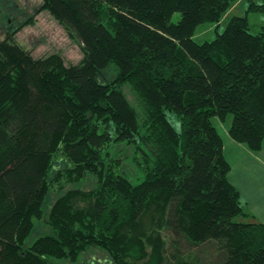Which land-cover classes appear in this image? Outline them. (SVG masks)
I'll return each instance as SVG.
<instances>
[{"label":"trees","instance_id":"16d2710c","mask_svg":"<svg viewBox=\"0 0 264 264\" xmlns=\"http://www.w3.org/2000/svg\"><path fill=\"white\" fill-rule=\"evenodd\" d=\"M234 1L42 0L80 44L76 61L35 56L14 40L20 27L0 37V264L76 263L90 247L111 264H264V222L230 180L213 122L232 114V138L262 147L264 24L253 33L234 15L219 31ZM204 23L217 32L200 42Z\"/></svg>","mask_w":264,"mask_h":264},{"label":"rangeland","instance_id":"374dc122","mask_svg":"<svg viewBox=\"0 0 264 264\" xmlns=\"http://www.w3.org/2000/svg\"><path fill=\"white\" fill-rule=\"evenodd\" d=\"M248 5V0H235L232 2L229 8L223 13L220 22L217 24L220 26L219 31L224 30L226 23L232 16L248 14L250 30L253 33L259 32L264 24V12H247ZM41 7L42 0H0V37H4L7 33L11 34L12 32H15L18 27H20L13 35L14 40L23 45L25 48L30 49L35 56L48 54L50 52H59L67 60H79L82 57V49L78 41L67 33V31L61 26V24H59V22L48 10ZM180 16V12H175L173 20H179ZM29 17L32 19L26 22ZM217 25L212 23L201 24L196 30L195 39L201 42L213 38L217 32L215 30V26ZM111 74V70L106 71V75L109 76ZM123 89L141 116L143 112V104L137 93L134 91L131 84H125ZM171 120L175 126L178 127V119L171 115ZM213 122L222 135L224 141V153L232 168H230L229 171V178L237 185L238 189L241 190L244 195L246 194V191L244 184L238 181L239 177L243 176L246 179V183L255 181L257 174L261 173L260 168H254L252 166L250 162L252 155L250 156V154L241 151V145H244L245 143L231 138L232 136L229 133V127L232 122V114H229L225 119L214 116ZM122 148L126 151L127 155L132 154L134 150L133 146L132 148L131 146ZM262 148H264V141L260 149ZM126 157L129 158V156ZM56 158V167L58 166L60 168L65 166L66 158L62 156L61 153L58 154ZM127 161H129V159ZM132 168V166H127L124 171H130L133 173ZM77 184L84 187H90V184H93L92 175H90V180L86 178ZM60 193L61 191L58 189L50 191L46 200L48 205H51ZM40 219L41 220L36 221L34 231L35 234L32 233L30 240L35 239L38 234L40 235V233L44 232L47 228L45 220L43 218ZM201 252V256L205 258L204 260L208 261L210 259H214L215 257L214 252L208 249L207 246L201 247L200 253ZM191 253L194 252L192 251ZM108 257L109 256L106 252L90 247L83 253L81 260L78 262H67H70V264H111L108 261Z\"/></svg>","mask_w":264,"mask_h":264},{"label":"crops","instance_id":"0c3cea01","mask_svg":"<svg viewBox=\"0 0 264 264\" xmlns=\"http://www.w3.org/2000/svg\"><path fill=\"white\" fill-rule=\"evenodd\" d=\"M232 138V137H231ZM243 144V143H242ZM241 151L250 154V162L254 168H260L261 173H258L256 180L247 182L243 176L239 177V182L244 184L246 194L241 196L246 200L249 211L254 214V217L258 221H264V148L260 150H252L247 145H241ZM250 165V163L248 162ZM232 169V168H231ZM236 185V184H234ZM237 187V185H236ZM238 188V187H237ZM252 206V207H250Z\"/></svg>","mask_w":264,"mask_h":264}]
</instances>
